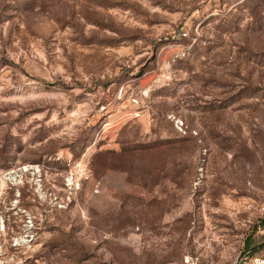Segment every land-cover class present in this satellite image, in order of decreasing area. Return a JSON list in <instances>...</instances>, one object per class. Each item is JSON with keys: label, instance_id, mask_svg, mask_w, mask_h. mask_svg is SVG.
<instances>
[{"label": "rangeland", "instance_id": "obj_1", "mask_svg": "<svg viewBox=\"0 0 264 264\" xmlns=\"http://www.w3.org/2000/svg\"><path fill=\"white\" fill-rule=\"evenodd\" d=\"M250 204L264 0H0V264H235Z\"/></svg>", "mask_w": 264, "mask_h": 264}, {"label": "built area", "instance_id": "obj_2", "mask_svg": "<svg viewBox=\"0 0 264 264\" xmlns=\"http://www.w3.org/2000/svg\"><path fill=\"white\" fill-rule=\"evenodd\" d=\"M250 210L256 212L258 218L264 219V204L263 205H253L248 206ZM238 264H264V248L258 254L246 256L243 255Z\"/></svg>", "mask_w": 264, "mask_h": 264}, {"label": "trees", "instance_id": "obj_3", "mask_svg": "<svg viewBox=\"0 0 264 264\" xmlns=\"http://www.w3.org/2000/svg\"><path fill=\"white\" fill-rule=\"evenodd\" d=\"M261 223H262V225L264 226V219L263 220H261L260 221ZM246 247H247V249H249V251H248V254H251V253H253L256 249H252V250H250L251 249V246H249V245H245ZM263 248H264V246H263ZM262 248V249H263Z\"/></svg>", "mask_w": 264, "mask_h": 264}, {"label": "water", "instance_id": "obj_4", "mask_svg": "<svg viewBox=\"0 0 264 264\" xmlns=\"http://www.w3.org/2000/svg\"><path fill=\"white\" fill-rule=\"evenodd\" d=\"M243 255H244V253H242V255L240 256V258H241ZM240 258H239V260H240ZM239 260H238V262H237V263H235V264H238V263H239Z\"/></svg>", "mask_w": 264, "mask_h": 264}]
</instances>
